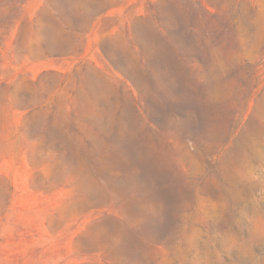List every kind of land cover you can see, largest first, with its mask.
Masks as SVG:
<instances>
[{
  "label": "rangeland",
  "instance_id": "1",
  "mask_svg": "<svg viewBox=\"0 0 264 264\" xmlns=\"http://www.w3.org/2000/svg\"><path fill=\"white\" fill-rule=\"evenodd\" d=\"M0 264H264V0H0Z\"/></svg>",
  "mask_w": 264,
  "mask_h": 264
}]
</instances>
